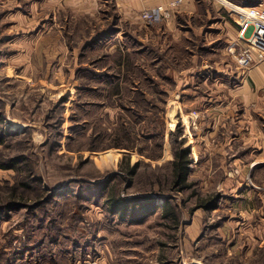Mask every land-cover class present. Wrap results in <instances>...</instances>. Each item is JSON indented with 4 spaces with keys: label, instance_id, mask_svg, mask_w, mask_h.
Masks as SVG:
<instances>
[{
    "label": "rangeland",
    "instance_id": "374dc122",
    "mask_svg": "<svg viewBox=\"0 0 264 264\" xmlns=\"http://www.w3.org/2000/svg\"><path fill=\"white\" fill-rule=\"evenodd\" d=\"M2 2L10 3H0V264H264V212L254 213L260 151L236 135L247 119L225 79L210 82L211 67L237 74V33L199 42L184 4L147 23L146 0L131 19V4L108 0L94 20L75 0ZM202 49L209 80L185 82ZM248 113L264 123V106ZM231 117L227 133L238 143L227 149L219 132ZM177 133L190 164L174 187ZM110 194L126 200L122 213L109 212Z\"/></svg>",
    "mask_w": 264,
    "mask_h": 264
},
{
    "label": "crops",
    "instance_id": "0c3cea01",
    "mask_svg": "<svg viewBox=\"0 0 264 264\" xmlns=\"http://www.w3.org/2000/svg\"><path fill=\"white\" fill-rule=\"evenodd\" d=\"M5 1V0H4ZM8 1H17V0H8ZM44 1H50V0H42L40 5H46ZM66 1V0H62ZM152 0L147 1L144 3L143 6H148L150 9L156 8L158 6H166L169 0ZM184 11L186 12L185 15H188L190 21L186 24L188 25L189 29V35L197 38L199 42L202 41L201 37H210V38H216L218 40H221L222 42L228 41V38H232V34L236 35L237 30L234 27V24H232L229 20L226 19L223 15L220 14H214L212 11L205 9L201 10L202 4H204L201 0H182ZM230 1V0H229ZM239 1V0H238ZM63 2V3H64ZM77 4L85 8V10L78 11L80 14H86L89 16L91 20H94L97 14V11L100 7H103L104 4H107L108 0H75ZM117 2V1H116ZM123 4L127 3L131 4V6L127 7V16L130 17H136L139 13L142 12V10H139V5L137 4V0H120ZM250 2L255 5L259 6L264 9V0H250ZM0 3L6 5L8 3H3L2 0H0ZM17 3V2H15ZM14 3V4H15ZM38 2H36L37 4ZM166 3V4H165ZM65 5V4H64ZM126 5V4H125ZM153 7V8H152ZM148 8V9H149ZM182 10V9H181ZM180 10V11H181ZM144 11V10H143ZM135 15V16H134ZM137 15V16H136ZM184 14L176 15L174 18H176V22L181 21V18L184 17ZM180 17V18H179ZM128 18V20L130 21ZM202 19V20H201ZM195 21H197V24H195ZM183 27V26H182ZM217 34L207 33V31H217ZM221 29V30H219ZM175 31V37L179 36L177 33L183 32L182 30L176 29ZM188 32V31H187ZM187 32H184L183 34H188ZM191 37V38H192ZM225 40V41H224ZM209 43H205L201 46V48H204V46H208ZM210 53L206 50H201L200 53L197 52L194 53L192 58V65L188 68L189 72L194 73V71H197L194 75H192L191 79L186 80L185 82H206L208 81L209 76V70L213 69L215 71L216 77H213L210 79V82H214L218 79H225L223 85L227 87L228 90V96L229 98H232L233 103H231L232 106L238 105L239 108L242 109V116L247 119V121H244V124L247 125V128L243 129V127L237 129L239 127V124H242L243 122H238L236 125V132L239 139L243 141L241 138L242 135H246L247 137H251L248 141L244 140L242 145H247L246 143H251V139L254 140V149H257L260 151L259 155L254 156V182L255 185L260 186V191H257V189H254V213L255 214H263L264 210V180L262 179V170L264 172V123L261 124L260 121H263V119H260L256 116H251L248 113V110L251 109V107H254L256 110H261L262 106H264V62H259L253 65L245 74H242V78H238L237 80H234L236 77L235 74H229L230 71V64L226 65V67H222L218 65L217 67H207L205 65L204 59L206 58V55ZM204 55V57H203ZM215 64V63H214ZM170 70V69H169ZM232 70V69H231ZM229 74V75H228ZM182 74L176 73L174 71V78L175 82L176 80H181L180 76ZM200 77V78H199ZM233 77V79L230 81V79ZM216 79V80H215ZM242 79V81H240ZM212 80V81H211ZM196 101L191 102L190 104H193ZM235 103V104H234ZM234 104V105H233ZM232 110V109H231ZM233 122H235V118L231 117L230 121H224L221 124V130L219 132V136L222 137L223 141L222 145L226 146L227 149H231V145H234L236 142L238 143V139H233L232 135H234L233 131H230L227 133V126L229 125V128L235 129L233 127ZM210 124V123H209ZM217 129V126L215 127ZM214 129L211 134H216L217 130ZM218 136V138H219ZM231 138L232 142H229L228 139ZM220 139V138H219ZM246 139V138H245ZM233 143V144H232ZM258 156L260 159H258Z\"/></svg>",
    "mask_w": 264,
    "mask_h": 264
},
{
    "label": "built area",
    "instance_id": "2783aa9c",
    "mask_svg": "<svg viewBox=\"0 0 264 264\" xmlns=\"http://www.w3.org/2000/svg\"><path fill=\"white\" fill-rule=\"evenodd\" d=\"M211 1L226 10L237 30L236 45L239 51L236 58L237 74L234 79L237 80L253 65L264 62V9L259 6L236 5L227 0ZM182 4V0H172L166 6L145 11L141 19L148 23L156 16L167 18L171 11L181 7Z\"/></svg>",
    "mask_w": 264,
    "mask_h": 264
},
{
    "label": "trees",
    "instance_id": "16d2710c",
    "mask_svg": "<svg viewBox=\"0 0 264 264\" xmlns=\"http://www.w3.org/2000/svg\"><path fill=\"white\" fill-rule=\"evenodd\" d=\"M1 123V119H0ZM1 131H0V143H1ZM175 144L176 148L173 150L172 154V185L175 186H183V184L187 180V173H188V166H189V159H188V153H189V145L186 142V139L184 136H182L180 133L176 134ZM4 168H15V163H12L8 166H3ZM127 169V170H126ZM138 169L137 162L133 163L129 168H125V171L128 176H135ZM55 195V194H54ZM109 196V195H108ZM108 204V210L112 214H119L122 213L126 206V200H122L119 197H112L110 194L109 199L107 200ZM125 203V204H124ZM164 207L170 208L171 206L169 204H164ZM206 207V205H205Z\"/></svg>",
    "mask_w": 264,
    "mask_h": 264
}]
</instances>
